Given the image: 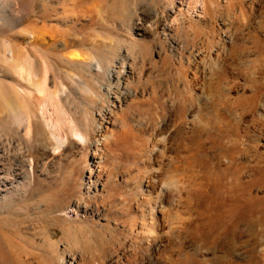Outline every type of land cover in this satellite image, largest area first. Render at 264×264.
<instances>
[{
  "label": "rangeland",
  "instance_id": "374dc122",
  "mask_svg": "<svg viewBox=\"0 0 264 264\" xmlns=\"http://www.w3.org/2000/svg\"><path fill=\"white\" fill-rule=\"evenodd\" d=\"M262 43L264 0H0V264H264Z\"/></svg>",
  "mask_w": 264,
  "mask_h": 264
},
{
  "label": "bare ground",
  "instance_id": "6f19581e",
  "mask_svg": "<svg viewBox=\"0 0 264 264\" xmlns=\"http://www.w3.org/2000/svg\"><path fill=\"white\" fill-rule=\"evenodd\" d=\"M227 1V0H226ZM231 1V0H230ZM206 3H207V1H206ZM230 4V3H229ZM242 4H243V2H242ZM210 5V4H209ZM227 5V4H226ZM228 6V5H227ZM210 7V6H209ZM210 9V8H209ZM232 11V10H231ZM243 11V10H242ZM225 13V12H224ZM214 28V27H213ZM211 29V28H210ZM255 37V36H254ZM263 44V43H262ZM264 46V44L262 45V47ZM260 51H261V49H260ZM239 52V51H238ZM264 52V51H263ZM262 58V57H261ZM264 59V58H263ZM260 60V59H259ZM264 61V60H263ZM255 65V64H254ZM256 67V66H255ZM109 73V77L111 78V80L113 79V78H115L116 76H118L117 74V72H115V71H112V70H109L108 71ZM132 72V71H131ZM120 78V77H119ZM118 81H119V79H118ZM112 82V81H111ZM110 82V83H111ZM112 87V86H111ZM113 93V92H112ZM114 94V96H115V98H116V100H123L124 98H127L128 97V95H129V93H127L126 94V96L124 97V98H122L120 95H119V97H118V95H116V93H113ZM253 97V96H252ZM255 97V96H254ZM254 99V98H253ZM230 102V101H229ZM228 104V103H227ZM240 104V103H239ZM186 109V108H185ZM109 114V113H108ZM108 114H104L103 116H102V119L103 120H105L106 121V117H107V115ZM113 115V114H112ZM112 115H110V116H112ZM103 123H104V121H103ZM100 127V126H99ZM203 128V127H202ZM237 128V127H236ZM102 129H103V126H102ZM223 129V128H222ZM106 130H107V128H106ZM201 130V129H200ZM213 131V130H212ZM222 131V130H221ZM207 132V131H206ZM104 135H106V133H103ZM200 134V133H199ZM99 135V134H98ZM94 136H96V135H94ZM100 136V135H99ZM103 136V135H102ZM96 137H98V136H96ZM201 138V137H200ZM92 139V138H91ZM94 139V138H93ZM96 139V138H95ZM103 139V138H102ZM195 139V138H194ZM95 140H93V142H94ZM96 141L98 142V141H100V142H98V143H95L96 144V146L97 147H100L99 145L101 144V140H100V137L99 138H97L96 139ZM95 141V142H96ZM192 141V140H191ZM196 141V140H195ZM201 141V140H200ZM203 141V140H202ZM207 141V140H206ZM103 142H104V140H103ZM186 143V142H185ZM241 143H242V141H241ZM98 144V145H97ZM196 144H198L197 142H196ZM186 145V144H185ZM102 147V146H101ZM186 147V146H185ZM235 147V146H234ZM101 150V149H100ZM229 150V149H228ZM236 150V149H235ZM191 151V150H190ZM232 152V151H231ZM96 153V152H95ZM193 154V153H192ZM232 156V155H231ZM236 157V156H235ZM234 157V158H235ZM155 159V158H154ZM158 161H156L157 163L158 162H160L159 161V159H158V157L156 158ZM233 159V158H232ZM163 162H161V164H162ZM186 163V162H185ZM160 164V163H159ZM231 165V164H230ZM236 165V164H235ZM158 167H161V165L160 166H158ZM226 167H227V165H226ZM237 167H239V166H237ZM222 169V168H221ZM224 169V168H223ZM155 170V169H154ZM157 170H158V168H157ZM153 171V170H152ZM156 171V170H155ZM241 171V170H240ZM239 171V172H240ZM224 172V171H223ZM157 173V172H156ZM219 180V179H218ZM220 180H221V177H220ZM219 180V181H220ZM226 180V179H225ZM222 181V180H221ZM230 181V180H229ZM225 182V181H224ZM213 183V182H212ZM163 187V186H162ZM160 189H161V187H160ZM163 189V188H162ZM218 190H220V189H218ZM244 190V186L242 185V187H236L235 185H232L230 188H228V190H227V197H228V200H233V197H231V195H232V193L234 194V192L235 191H239V192H241L242 193V191ZM163 191V190H162ZM245 191V190H244ZM161 192V191H160ZM163 192H165V191H163ZM238 192V193H239ZM237 193V194H238ZM246 193V192H245ZM158 194L159 195H161L159 192H158ZM224 194H226L225 192H224ZM244 194V193H243ZM163 195V194H162ZM161 195V196H162ZM241 195V194H240ZM239 195V196H240ZM245 195V194H244ZM161 196L160 197H158V198H161ZM222 196V195H221ZM235 196V195H234ZM242 197V196H241ZM163 198V197H162ZM221 198V197H220ZM225 198V197H224ZM246 199V198H245ZM158 200V199H157ZM160 200V199H159ZM163 200V199H162ZM247 200V199H246ZM246 202V201H245ZM188 203V202H187ZM251 203V202H250ZM158 204V203H157ZM160 204H162V203H160ZM159 204V205H160ZM230 204V203H229ZM233 204V203H232ZM235 204V203H234ZM209 205V204H208ZM237 205V204H236ZM236 205H234V206H236ZM156 207H157V205H155ZM232 206V205H231ZM233 207V206H232ZM256 207V206H255ZM158 208L160 209V207L158 206ZM191 208H193V207H191ZM229 208V207H228ZM231 208V207H230ZM229 208V209H230ZM158 209V210H159ZM186 209H187V207H186ZM157 210V209H156ZM233 209H231V211H232ZM156 212V211H155ZM230 212V211H229ZM162 213V212H161ZM242 215V214H241ZM154 216V215H153ZM155 216H156V214H155ZM230 215H228V217H229ZM248 217H251L250 219H249V222L248 223H246V225H248V224H254V225H256L260 220L259 219H255L254 217H252V216H249V215H247ZM155 218H157V217H155ZM212 218V217H211ZM225 218V217H224ZM229 218H231L234 222H233V224L232 225H234L235 224V226H237L238 225V223L241 221V220H243L244 218H245V216H241V217H238V214H235V213H232L231 214V216L229 217ZM228 218V219H229ZM151 219H153V217L151 218ZM210 218H208V220H209ZM144 220H146V219H144ZM154 220V219H153ZM152 220V221H153ZM159 220V219H158ZM187 220V219H186ZM227 220V219H226ZM262 221V220H261ZM158 222V221H157ZM210 222V221H209ZM230 222V221H229ZM232 222V221H231ZM145 223V222H144ZM150 223H152V222H150ZM154 223V225L156 224L155 222H153ZM211 223V222H210ZM213 223V222H212ZM223 223V222H222ZM262 223V222H261ZM135 224V223H134ZM157 224H159L158 226L160 227V222H158ZM179 224V223H178ZM216 224V223H215ZM215 224H214V226H215ZM146 225V224H145ZM165 225V224H164ZM206 225V224H205ZM221 225H223V224H221ZM147 226V225H146ZM157 226V227H158ZM212 226V225H211ZM239 226V225H238ZM237 226V227H238ZM165 227V226H164ZM206 227V226H205ZM205 227L203 228V229H205ZM236 227V228H237ZM163 228V227H162ZM178 228V227H177ZM240 228V227H239ZM162 230V229H161ZM142 231V230H141ZM141 231H139V232H141ZM155 231V230H154ZM211 231V230H210ZM217 231V230H216ZM145 232V231H144ZM143 231H142V233H144ZM152 232V231H151ZM159 232V231H158ZM192 232L193 233H195L196 234V239L197 240H203L204 242H213V241H215L216 240V238L212 241L211 240V233L210 232H207V230L206 231H204V232H200V229L199 228H197V230H192ZM212 232V231H211ZM146 234V233H145ZM159 233H157V234H155L156 236L158 235ZM194 234V235H195ZM140 234H138V236H139ZM143 235V234H142ZM146 235H148V234H146ZM150 235V234H149ZM154 235V236H155ZM145 236V235H144ZM155 236V237H156ZM140 237H141V235H140ZM152 237V236H151ZM150 237V238H151ZM159 237V238H158ZM156 239H149L148 241H146L147 243H145V244H147V247L145 246H142L143 245V243H144V241H142V242H140V243H142L140 246H142V248L141 249H143V247L144 248H147V249H145L143 252H142V250H141V252L140 251H138V250H136V251H134L133 253V255H136L137 257H138V259H139V261H140V264H167L166 262L164 263V259L166 260V258H164L163 259V255H162V257L160 256V253L162 252V251H165V253H164V255L166 254V252H168L169 253V258L173 261V260H179V262L181 263H185V262H187V263H190V264H199V262H200V259L198 258V254H197V248L194 246L193 248H190V250H188V249H185V248H183L182 247V245H180L181 247L179 248V247H176L177 248V251H175V249L176 248H174V245L176 244V242H175V244L174 245H172L171 243H173V242H169V241H167L165 238L163 239L162 237L160 238V236H158ZM164 237V236H163ZM217 237V236H216ZM141 238H143V237H141ZM147 237L145 236V239H146ZM213 238V237H212ZM148 239V238H147ZM168 239V238H167ZM133 240V239H132ZM169 240V239H168ZM215 243V242H214ZM122 245V244H121ZM134 245V244H133ZM135 246V245H134ZM133 246V247H134ZM137 246V245H136ZM177 246V245H176ZM132 247V249L133 250H135L134 248ZM138 247V246H137ZM136 248V247H135ZM131 253H132V251H131ZM128 255V253L126 254V256ZM132 255V256H133ZM168 255V254H167ZM124 256V255H123ZM129 256H131V255H129ZM134 258H136L135 256H133ZM166 257V256H165ZM120 258H122V257H120ZM119 258V259H120ZM128 258V257H127ZM130 258V257H129ZM75 259L76 258H73L72 259V261H71V264H74V262H75ZM136 260V259H135ZM167 261V260H166ZM175 261H173L172 262V264L175 262ZM118 262V261H117ZM171 263V262H170ZM170 263H168V264H170ZM202 262H200V264H201ZM120 264V263H119ZM122 264V263H121ZM178 264V263H177ZM220 264V263H219Z\"/></svg>",
  "mask_w": 264,
  "mask_h": 264
}]
</instances>
